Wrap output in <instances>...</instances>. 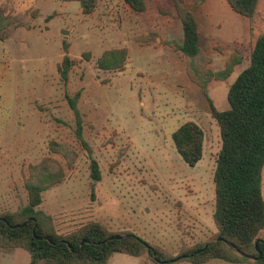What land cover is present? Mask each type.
I'll return each instance as SVG.
<instances>
[{
	"label": "rangeland",
	"instance_id": "obj_1",
	"mask_svg": "<svg viewBox=\"0 0 264 264\" xmlns=\"http://www.w3.org/2000/svg\"><path fill=\"white\" fill-rule=\"evenodd\" d=\"M179 1L197 17L213 70L225 68L234 53L242 58L227 79L211 80L205 92L175 47L183 29L173 0H147L143 12L124 0H99L89 14L78 0H0L9 22L0 33V213L27 203L30 166L50 157L66 175L44 192L41 208L60 232L95 220L172 255L217 240L214 174L222 137L210 99L219 109L229 107V87L264 34V0L252 17L227 0ZM65 43L75 60L67 82L58 71ZM123 46L129 55L122 70L98 66L105 50ZM78 91L83 137L99 162L100 181L92 179L90 154L77 137L67 95ZM189 120L205 132L203 156L194 166L172 138ZM0 257V264L31 260L23 248L0 247ZM141 258L156 264L148 253Z\"/></svg>",
	"mask_w": 264,
	"mask_h": 264
},
{
	"label": "trees",
	"instance_id": "obj_2",
	"mask_svg": "<svg viewBox=\"0 0 264 264\" xmlns=\"http://www.w3.org/2000/svg\"><path fill=\"white\" fill-rule=\"evenodd\" d=\"M69 1V0H62ZM85 14L93 12L99 0H78ZM132 9L143 12L147 0H124ZM175 2L182 22L183 39L176 48L188 58V74L203 91L213 79H227L241 62L234 53L225 68L215 71L201 44L200 27L192 8L179 0ZM206 0H196L202 4ZM237 13L252 17L259 0H227ZM9 25L0 10V33ZM69 44L58 71L67 82L74 59L68 54ZM129 50L126 46L105 50L97 59L104 70H122ZM81 92L68 99L76 116L77 137L90 156L91 177L102 179L99 162L83 137V115L78 107ZM210 99V98H209ZM229 107L219 109L210 99L211 111L221 130L222 145L217 153L214 174L216 206L214 221L217 240L186 248L177 255L150 244L141 236L110 230L99 221L90 220L75 228L60 232L53 218L42 208L44 192L65 178L63 166L50 157L30 166L25 186L28 201L17 211L0 213V247L7 252L23 248L30 254L29 264H106L115 252L133 256L148 253L156 264H176L175 258L194 264L205 263L214 257L229 262L252 261L264 264V34L252 50L249 64L240 71L228 91ZM177 151L191 166L196 165L204 152L205 132L193 120L182 123L172 134ZM221 237L222 240H218ZM242 253V254H240Z\"/></svg>",
	"mask_w": 264,
	"mask_h": 264
},
{
	"label": "crops",
	"instance_id": "obj_3",
	"mask_svg": "<svg viewBox=\"0 0 264 264\" xmlns=\"http://www.w3.org/2000/svg\"><path fill=\"white\" fill-rule=\"evenodd\" d=\"M123 252H115L110 259L108 260V262L106 264H150V263H146L145 260H143V258H141L142 256H133L131 255V257L133 256L134 258H127V256H122ZM127 254V253H124ZM115 255H119V256H115ZM130 255V254H128ZM137 259V260H136ZM210 261H220V262H224L226 260H216V259H212ZM209 261L202 263V264H207ZM229 262V261H228ZM0 263H2V257H0ZM230 263H249V264H256L253 260L252 261H244V262H230ZM176 264H194L189 260H177Z\"/></svg>",
	"mask_w": 264,
	"mask_h": 264
},
{
	"label": "water",
	"instance_id": "obj_4",
	"mask_svg": "<svg viewBox=\"0 0 264 264\" xmlns=\"http://www.w3.org/2000/svg\"><path fill=\"white\" fill-rule=\"evenodd\" d=\"M125 235H127V234H120V235H116L115 237L116 238H121V237H124ZM218 240H222V238L221 237H219L218 238ZM239 252V251H238ZM240 253V252H239ZM240 254H242V253H240ZM243 255V254H242ZM213 259H218V260H221L222 258H220V257H214ZM254 260L255 259H257V258H253ZM178 260V258H175L174 259V261H177Z\"/></svg>",
	"mask_w": 264,
	"mask_h": 264
}]
</instances>
